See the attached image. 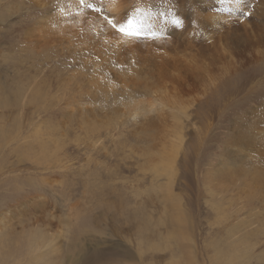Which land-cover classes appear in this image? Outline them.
Returning <instances> with one entry per match:
<instances>
[{"label": "rangeland", "instance_id": "rangeland-1", "mask_svg": "<svg viewBox=\"0 0 264 264\" xmlns=\"http://www.w3.org/2000/svg\"><path fill=\"white\" fill-rule=\"evenodd\" d=\"M69 1L0 0V264H264V0Z\"/></svg>", "mask_w": 264, "mask_h": 264}, {"label": "bare ground", "instance_id": "bare-ground-1", "mask_svg": "<svg viewBox=\"0 0 264 264\" xmlns=\"http://www.w3.org/2000/svg\"><path fill=\"white\" fill-rule=\"evenodd\" d=\"M104 3H107L108 5L106 8H109V10L105 9L106 12L108 11L109 13L116 14L115 12L118 10L117 9V7H118V1L117 0H107ZM78 4L82 5L80 0H70L66 6H69L68 7L69 9H75L77 6H79ZM85 9H86V7H84V10ZM94 9H96V8H91L85 12H82V13L78 12L77 13L78 16L75 19L71 18V14L68 16H63V18H59V19L56 18L57 20H55L51 17L50 19H52V20H49V19L45 20V25L42 26L40 31L36 30V33L40 34V35L44 34L45 36L47 34L49 35V33H51V32H52V35L58 33V35L56 36L57 38L68 40L71 43H76V42L82 43L85 46L86 50L89 49V51L92 54H96L98 56L102 52V49L100 50L98 48L99 47L98 44L96 43L98 32L100 31L99 33H102L105 36V38L107 39V41L115 42L116 39H114V38H116V37L118 38L119 36H117V34L116 35L114 34L116 36L115 37L114 35H112V32H110L109 29L107 30L105 28H107L109 26L111 27V25L109 24V20L111 19V20L116 21L118 19V16L114 15L113 17H111L110 14H105L104 13L105 11L100 12V10H98V9H97V11H94ZM214 18H215V16L213 17V19ZM120 36H123V35H120ZM121 38H120V40H122ZM106 39H104V41ZM163 163H166V167L167 168L169 167V171H170V169L172 167V163L170 161L163 162ZM31 205H33V207H37V206L43 207L44 202L36 201V202H32ZM43 209H44V207H43ZM73 211H74V208H73ZM47 234L48 233L39 232L38 236L36 235L35 243H38V244L41 243L42 247L48 246V240H50L52 242L53 237H52V235H47Z\"/></svg>", "mask_w": 264, "mask_h": 264}, {"label": "snow or ice", "instance_id": "snow-or-ice-1", "mask_svg": "<svg viewBox=\"0 0 264 264\" xmlns=\"http://www.w3.org/2000/svg\"><path fill=\"white\" fill-rule=\"evenodd\" d=\"M80 2L83 4L84 0H80ZM240 2H242V0H238V3ZM88 7L92 8V5L89 4ZM94 11H97V9H94ZM245 15H251V13H245ZM171 23L177 28L182 27V21L177 18H173ZM109 24L114 31L120 33L121 35L133 38H141L143 36V33L139 30V27L134 19H130L125 23H118L110 19ZM153 35H155V33H153Z\"/></svg>", "mask_w": 264, "mask_h": 264}]
</instances>
